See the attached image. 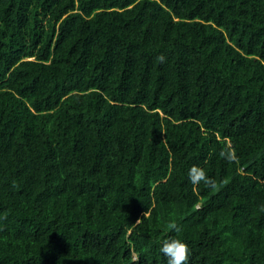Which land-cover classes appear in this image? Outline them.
<instances>
[{
	"label": "trees",
	"instance_id": "obj_1",
	"mask_svg": "<svg viewBox=\"0 0 264 264\" xmlns=\"http://www.w3.org/2000/svg\"><path fill=\"white\" fill-rule=\"evenodd\" d=\"M168 238L264 264V0H0V264H167Z\"/></svg>",
	"mask_w": 264,
	"mask_h": 264
},
{
	"label": "clouds",
	"instance_id": "obj_2",
	"mask_svg": "<svg viewBox=\"0 0 264 264\" xmlns=\"http://www.w3.org/2000/svg\"><path fill=\"white\" fill-rule=\"evenodd\" d=\"M158 60L163 61L164 57H158ZM220 157L233 162L236 160L235 151L231 145H228L224 150L219 153ZM189 180L197 186L203 182L206 186L215 188V182L207 175L204 168L193 165L188 172ZM147 213H143L146 215ZM168 228L172 230H178V226L175 222H170ZM160 251L167 257V264H188L190 249L186 242L178 238H168L162 241V247Z\"/></svg>",
	"mask_w": 264,
	"mask_h": 264
}]
</instances>
